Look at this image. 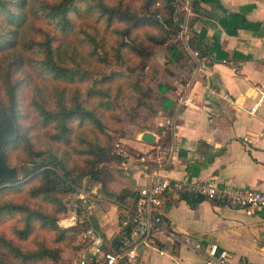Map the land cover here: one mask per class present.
I'll use <instances>...</instances> for the list:
<instances>
[{
  "label": "crops",
  "instance_id": "crops-1",
  "mask_svg": "<svg viewBox=\"0 0 264 264\" xmlns=\"http://www.w3.org/2000/svg\"><path fill=\"white\" fill-rule=\"evenodd\" d=\"M198 4L202 12L191 29L204 52L189 50L195 65L186 82L175 83L176 107L167 123L165 143H172L175 153L161 159L151 149L161 143L160 134L150 130L154 141L149 144L138 132L127 140L135 155L122 167L116 164L121 170L111 169L102 177L105 192L135 191L144 166L182 183L209 178L217 185L232 182L264 190V88L263 94L258 92L264 84V0H198ZM252 105L255 109L250 112ZM179 193L163 195L161 227L149 237L152 247L142 248L130 264H202L204 250L213 242L227 250L229 264H237L241 256L252 264L264 262V208L246 214L211 198L189 205ZM89 220L108 244L119 233L113 196L95 203ZM158 248L164 253L159 254Z\"/></svg>",
  "mask_w": 264,
  "mask_h": 264
},
{
  "label": "trees",
  "instance_id": "trees-1",
  "mask_svg": "<svg viewBox=\"0 0 264 264\" xmlns=\"http://www.w3.org/2000/svg\"><path fill=\"white\" fill-rule=\"evenodd\" d=\"M75 1L56 0L45 4L44 9L47 8V14L56 21L61 29H65L70 25L67 13L74 9ZM179 1L181 0H141L139 10L130 8L121 2H117L116 4L94 3V6L99 8L100 12L108 20L114 19L126 24L121 29L122 37L116 45V50L126 48L136 60L130 66L125 65L124 68H127L130 72L127 75L111 72L110 74L100 76L96 80V83L104 84L103 89L94 87L93 84L95 82L92 83L87 89V94H95L99 101L94 105L87 106L77 89H72L68 95L65 85L59 87L57 83L58 81L73 80L74 77L83 78L85 77V71L78 67L58 62V59H60L59 46L52 45L49 42L51 40L49 36L42 42L27 40L26 32L23 29H18L26 16L23 9L25 0H0V11H4L3 14L6 22L9 24L4 30L0 28V51L20 44L27 50L32 47L36 51L42 52L40 59L34 63H30L29 60L25 61L23 53H21L14 55L2 68L0 67V90L6 99L0 98V105L10 112L16 127L15 138L10 141H4L1 144L2 154L6 163L13 165L9 161L10 149L21 142L27 141L25 133L17 122L19 113L17 109V86L20 80L14 77L18 73V70L24 68L26 65H35L42 74L41 78L51 83L50 87L43 85L37 90L34 89L35 91L31 95L32 99L30 102L33 111L42 123H55L54 131L51 133V136L55 140L68 141L71 133L70 121L73 119L88 120L89 123H94L102 129L104 126L102 123L104 122L101 117L104 113L114 115L118 121L122 120L121 113H126L130 120L129 124L133 127L131 131L133 137L138 132L151 130L160 134L158 140L161 144L167 143L169 139L167 122L176 107L175 83L186 82L195 65V61L191 57L189 50H195L198 55H202L204 52L201 41L191 29L192 21L202 12L198 0H189L188 6L191 16L188 20L190 25L186 43L182 44L170 41L182 23V17L178 15L176 7ZM10 5L13 8L12 11L9 9ZM2 17H0V23L3 22L4 17ZM161 17L162 20L160 21ZM156 18H159V20ZM141 25L157 28L159 33L145 31V39L136 35L133 36L131 30ZM159 44L165 45L167 52L165 65L160 73V78L156 80L154 86H150L147 82L142 83L143 78H140L139 75L145 69L147 59L152 56L154 47ZM120 63H124V61ZM116 78L119 79V83L115 86V90L126 83L131 87L130 89L135 91L132 96L133 105L122 109L121 113L115 111L111 106V100L116 96L115 92H112L114 86L112 81ZM41 90H47L46 94H51L55 103L50 104L49 98L44 99L40 94ZM152 91L158 93L156 103L154 97L151 96ZM144 109H146L145 113H143ZM130 110L133 112H130ZM137 110H139V114H142L143 117H146L144 114L151 116L158 115L162 117L163 121L157 123L156 129L139 125L131 120L134 118L133 114ZM105 135L106 139L104 141L80 139L85 145L78 150L79 153L85 156V159L84 167L77 173L76 178L88 175L95 181L101 182L104 170L98 164L109 159H115L122 163L123 157L113 155L114 153L111 151L113 144L112 136L106 133ZM118 135L126 137L130 135V132L125 134V131L121 127ZM26 148L30 154V165L22 169V175L24 177L28 176L26 181L37 180L26 187V198L41 199L48 204H55L54 209L53 211L48 210L40 203L28 204L25 201L2 199L0 200V223L8 217L18 214L21 225L19 227L12 225V232L19 240L27 238L29 233L32 232L35 223L43 229L52 231L53 237L50 241H38L31 249H22L15 242H12L11 239L0 234V246L4 249L3 252H8L22 263L46 261L48 264H64L61 255V244L68 242L72 244L79 237V241H76L73 247L76 248V251H80L87 244V240L81 237V233L90 225V220H79L80 200L76 193L77 184L71 174V168L67 166L64 158L58 155L54 149H33L29 143L26 144ZM4 183L5 181L0 180V193L8 187ZM66 193H69L70 196L68 205L75 209V212L72 215V223L70 225H59L57 222L64 217L66 202L61 203L57 195L60 196ZM112 196L113 203L116 206L118 225H121L122 221L132 213V199L135 197V191L112 194L110 192H102L99 189L97 195H94V199L101 202L103 198L109 200ZM179 196L184 198L189 205H194L206 198L203 195H195L186 191L180 192ZM119 237L120 234L118 233L108 244L101 239L102 248L105 250L114 249ZM3 252L0 253V264H9ZM119 264L130 263L121 261Z\"/></svg>",
  "mask_w": 264,
  "mask_h": 264
},
{
  "label": "rangeland",
  "instance_id": "rangeland-1",
  "mask_svg": "<svg viewBox=\"0 0 264 264\" xmlns=\"http://www.w3.org/2000/svg\"><path fill=\"white\" fill-rule=\"evenodd\" d=\"M54 1L56 0H25L23 9L26 16L24 22L18 29H23L26 32L27 40L42 42L47 36H49L51 39L49 42L52 45L59 46L58 51L60 59H58V62L83 69L85 71V77H74L73 80L63 79L66 81H58L57 83L59 87L65 85L68 95L72 89H77L80 93V97L84 100L85 105H94L99 99L96 98L93 93L87 94L88 87L95 82V84H93L94 87H100L103 89L104 84L96 83V80H98L100 76L110 74L111 72L127 75L130 72L127 68H124L125 65L130 66L136 60L132 53L126 48L116 50V45L122 37L121 29H123L126 24L114 19L108 20L106 16L100 12L99 8L94 6V3L101 2L116 4L117 2H121L124 5H128L130 8L139 10L141 7V0H76L74 9L67 13L70 25L65 29H61L56 21L47 14V8L44 9L45 4ZM188 4L189 0H181L176 5L178 15L182 17V23L180 24L179 30L181 29L182 24H185L187 31L177 34L179 32L178 30L172 36L170 41L172 40L182 44H185L187 41L190 25L188 20L191 16ZM9 9L11 11L13 10L11 5L9 6ZM3 12L4 11H0V17H4H2L3 22L0 23L1 30H4L9 26ZM157 20H159V18ZM161 20L162 17L160 21ZM145 31L159 33L157 28L141 25L133 28L131 34L145 39ZM21 53H23L25 61L29 60L30 63L38 61L42 56L41 51H36L32 47L27 50L23 45L17 44L10 49L0 51V67L2 68L10 58L14 57V55ZM166 53L164 44H159L154 47L152 56L147 59L146 67L139 75L140 78H143L142 83L147 82L150 86H154L156 80L160 78V73L165 65ZM120 56H122V58H120ZM121 61H124V63H120ZM41 76L42 74L35 65H26L24 68L19 69L18 73L14 75L16 79L20 80L17 86V109L19 112L17 122L20 125L21 130L25 133L27 141L17 144L9 151V161L17 167L18 178L13 183H4V185H8V187L0 193V200L10 199L13 201H25L28 204L40 203L48 210L53 211L55 204H48L41 199L26 198V187L37 181L36 179L26 181L28 176L24 177L22 175V169L30 165V154L26 148V144L29 143L33 149H54L58 155L64 158L67 166L71 168V174L75 178V183L77 184L76 193L78 194L79 191H81L89 194L90 190L98 184V181H95L88 175H82L81 177L76 178L77 173L84 167L85 159V156L79 153L78 150L85 145L80 139L104 141L106 139L105 133L112 136L113 144L111 151L114 153L113 155L123 157V160L121 163L115 159H109L98 164V166L103 167L104 170L101 176V182L102 177H104L105 174L107 175L109 170H121L120 167L123 166L122 164L127 161L129 162V158L133 157L136 152V149L129 145L127 140L134 139L137 133L134 137L131 135L133 127L129 124L130 120L128 115L126 113H121L122 109H126L129 105H133L132 96L135 91L130 89L131 87L126 83L115 90V86L119 83V79H114L112 81L114 85L112 92H115L116 96L111 100V106L115 111L122 114V120L118 121L114 115H107L104 113L101 117L104 126L101 129L94 123H89L88 120L81 121L79 119H73L70 121L71 133L68 141H57L51 136V133L54 131L55 123H42L33 111L30 102L32 99L31 95L35 91L34 89L37 90L43 85H47L48 87L51 86V83L42 79ZM47 90H41L42 92L40 94L44 99L49 98L51 102L50 104H54L55 102L52 95L46 94ZM151 96L154 97L156 103L158 93L152 91ZM0 98L6 100L5 95L1 90ZM144 111H146V109L143 110V113H145ZM130 112L133 111L130 110ZM139 113V110H137V112L133 114L134 118L131 119L139 125H145L148 128L156 129L158 126L157 123L163 121L161 116L144 114L146 117H143V115ZM121 127L125 131V134L130 132V135L126 137L118 135ZM116 164L121 166L117 167ZM96 189H100L102 192L106 191L103 183L96 187ZM57 197L61 203L66 202L64 217L57 223L59 225H70L72 223V215L74 214L75 209L68 205V199L70 198L69 193L60 196L57 195ZM95 201V203L99 202V200ZM12 225L18 227L21 225L20 216L18 214L8 217L0 223V234L11 239L12 242H15V244L22 249H31L38 241H50L53 237L52 231L43 229L35 223L32 232L29 233L27 238L19 240L12 232ZM76 239V241H79V237ZM76 241L72 244L69 242L61 244V255L64 264H69L73 258L77 257L81 252L82 249L76 251V248L73 247ZM3 251L4 249L0 246V253ZM3 253L9 264H48L46 261L22 263L15 259L14 256H11L8 252Z\"/></svg>",
  "mask_w": 264,
  "mask_h": 264
},
{
  "label": "built area",
  "instance_id": "built-area-1",
  "mask_svg": "<svg viewBox=\"0 0 264 264\" xmlns=\"http://www.w3.org/2000/svg\"><path fill=\"white\" fill-rule=\"evenodd\" d=\"M187 31L185 24L177 34ZM196 52H194L195 54ZM259 93L263 94L264 84H260ZM255 106L249 107L253 112ZM151 149L161 159L171 158L175 153L172 143L161 144L159 142L151 145ZM138 159L144 161L142 156ZM142 181L137 184L135 197L132 199V213L119 225L120 237L114 249L102 248L100 236L91 225H88L81 233V237L87 240L77 257L69 264H119L120 261L132 263L138 253L139 246L142 248L152 247L149 237L156 233L162 223L163 195L171 191H186L206 198L224 200L230 205L240 207L246 214L255 209L264 208V190L240 187L232 182L217 185L212 179L206 178L191 183H182L170 180L168 177L156 172L154 167L144 166L140 171ZM80 200L79 220L88 221L94 206V195L97 189H91L89 194L79 191ZM168 235L174 237V233L168 230ZM194 248L198 247L196 242L190 243ZM158 253H164L158 248ZM202 264H229L228 252L224 247H218L216 243H210L204 250ZM237 264H252L241 256ZM264 264V262L262 263Z\"/></svg>",
  "mask_w": 264,
  "mask_h": 264
},
{
  "label": "water",
  "instance_id": "water-1",
  "mask_svg": "<svg viewBox=\"0 0 264 264\" xmlns=\"http://www.w3.org/2000/svg\"><path fill=\"white\" fill-rule=\"evenodd\" d=\"M16 136V127L12 116L8 110L0 105V180L5 182H13L18 178L17 168L14 165H8L2 154L1 144L4 141L12 140ZM140 140L151 144L154 141V133L150 130H144L139 134ZM142 249L139 246L138 252Z\"/></svg>",
  "mask_w": 264,
  "mask_h": 264
}]
</instances>
